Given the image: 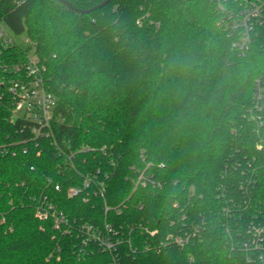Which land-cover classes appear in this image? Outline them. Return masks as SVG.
<instances>
[{"label": "trees", "instance_id": "trees-1", "mask_svg": "<svg viewBox=\"0 0 264 264\" xmlns=\"http://www.w3.org/2000/svg\"><path fill=\"white\" fill-rule=\"evenodd\" d=\"M222 17L213 0H0V140L31 51L57 99V143L0 156V264H261L244 244L264 230V49L241 54Z\"/></svg>", "mask_w": 264, "mask_h": 264}, {"label": "built area", "instance_id": "built-area-1", "mask_svg": "<svg viewBox=\"0 0 264 264\" xmlns=\"http://www.w3.org/2000/svg\"><path fill=\"white\" fill-rule=\"evenodd\" d=\"M213 1L223 14L220 24L228 31L234 47L241 54L245 55L255 44H262L264 49V0ZM0 40L5 45L14 42L12 33L1 19ZM12 68L13 75L9 80V91L14 96L11 121L20 120L22 123L17 130L18 137L13 138L8 134L0 140V156L27 153L31 147L39 148L43 139H52L57 143L54 129L57 99L46 86L37 56L31 54L26 62L18 63ZM253 96L258 102L264 101V74L256 77ZM91 181L92 179L88 178L85 185L89 186ZM79 192L81 188L78 187L69 189L70 196ZM98 192L105 196L104 184ZM45 205L38 206L36 213L39 217L54 216L57 222L66 220L65 215L58 212L53 205ZM252 231L253 238L244 245L246 248H252L257 253V259L264 264V230L256 228ZM102 245L104 249L112 250L116 243L109 239L103 240Z\"/></svg>", "mask_w": 264, "mask_h": 264}, {"label": "water", "instance_id": "water-1", "mask_svg": "<svg viewBox=\"0 0 264 264\" xmlns=\"http://www.w3.org/2000/svg\"><path fill=\"white\" fill-rule=\"evenodd\" d=\"M62 2L64 5H66L69 9L80 12L82 14H88L96 9L102 8L106 6L111 0H103L102 2L90 7V8H79L76 5H74L71 1L69 0H58Z\"/></svg>", "mask_w": 264, "mask_h": 264}, {"label": "rangeland", "instance_id": "rangeland-1", "mask_svg": "<svg viewBox=\"0 0 264 264\" xmlns=\"http://www.w3.org/2000/svg\"><path fill=\"white\" fill-rule=\"evenodd\" d=\"M19 42L21 43L22 47L26 48L29 45V41L27 39L26 34H21L17 36ZM31 54H33V51H31Z\"/></svg>", "mask_w": 264, "mask_h": 264}]
</instances>
